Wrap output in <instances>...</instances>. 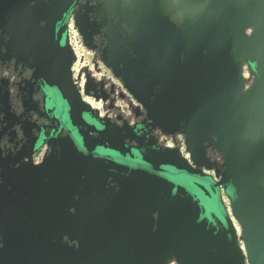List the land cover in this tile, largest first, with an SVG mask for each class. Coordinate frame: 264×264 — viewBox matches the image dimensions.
I'll return each mask as SVG.
<instances>
[{
	"label": "water",
	"instance_id": "1",
	"mask_svg": "<svg viewBox=\"0 0 264 264\" xmlns=\"http://www.w3.org/2000/svg\"><path fill=\"white\" fill-rule=\"evenodd\" d=\"M230 1L234 6L223 3L224 11L210 25L209 42L200 40L208 51L198 60L200 74L191 64L186 77L181 67L178 73L176 88L187 107L183 133L191 162L179 148L155 149L149 155L144 147L127 142L126 138H134L132 128L123 133V127L83 105L69 69L62 75L63 86L53 83V93L61 101L57 114L77 151L93 162L92 167L85 164L86 175L96 166L102 171L104 163L108 174L111 169L123 173L117 186L107 184L105 176L96 180L90 176V185H84L87 194L80 228L76 222L68 223L66 215L58 216L63 227L58 232L78 241L83 254H58L56 242L43 251L35 248L31 259L21 253L19 260L25 264H165L170 258L177 264H264V0ZM23 2L0 0V6L22 7ZM242 60L255 74L251 84H245ZM102 88L101 81L87 76L85 92L105 100ZM147 94L140 100L151 109ZM159 118L164 131L174 130L176 119ZM204 134L217 137L213 146H220L224 154L221 165L202 151ZM126 167L138 170L127 173ZM204 168L214 170L219 180ZM145 175L150 178L145 180ZM220 185L229 197L230 215L219 199ZM50 190H65L69 199L76 184L53 174L46 193ZM219 206L224 217H219ZM231 216L241 224L238 235ZM241 244L247 245L246 260L239 253Z\"/></svg>",
	"mask_w": 264,
	"mask_h": 264
},
{
	"label": "rangeland",
	"instance_id": "2",
	"mask_svg": "<svg viewBox=\"0 0 264 264\" xmlns=\"http://www.w3.org/2000/svg\"><path fill=\"white\" fill-rule=\"evenodd\" d=\"M216 6L214 0H78L62 25L64 73L70 70L78 92L81 87L84 90L87 76L102 82L108 95L99 109H89L123 127V133L132 122L135 135L132 141L126 138L127 142L144 147L149 155L155 149L179 148L185 143L183 110H187L176 88L179 69L186 77L191 64L200 74L198 60L208 53L200 40L209 42L210 25L219 18L213 19L211 12ZM13 53L0 26V264H7L8 253L16 248L20 255L34 256L24 236L27 231L22 226L18 230L12 212L3 210L13 208L17 192L23 197L29 185L40 187L44 174H56L66 183H71L70 177L83 176L84 185H90V176L92 180L98 177L93 176L97 166L86 175L85 164L92 167L93 162L76 154L68 133L56 127L53 105L44 103L41 92H35L31 69ZM241 62L245 84H251L255 74L247 61ZM81 80L82 86L78 84ZM145 93L151 109L140 100ZM159 116L164 121L176 119L172 132L162 129ZM204 138L202 151L221 165L224 154L220 146H213L217 137L204 134ZM104 165L98 175L112 185ZM32 169L36 174L29 173ZM29 175H35L32 182ZM218 213L224 217L220 206ZM46 257L51 261L50 254ZM167 261L165 264H177L174 259Z\"/></svg>",
	"mask_w": 264,
	"mask_h": 264
},
{
	"label": "flooded vegetation",
	"instance_id": "3",
	"mask_svg": "<svg viewBox=\"0 0 264 264\" xmlns=\"http://www.w3.org/2000/svg\"><path fill=\"white\" fill-rule=\"evenodd\" d=\"M23 1L22 7H8L5 4L0 6V11L2 12L0 16L1 29L8 35L14 52L13 56L20 60H25L27 67L31 69L36 86L35 92H41L44 103L50 102L53 105V111L56 113V127L68 133L64 121L57 114L56 105H60L61 101L53 93L55 91L53 83H58L62 86L65 83L62 77L66 61L62 54V42L65 37L62 25L68 12L77 4L78 0ZM27 7L30 9H27ZM32 7H35L37 11H34ZM45 12H48V14ZM242 67L245 68L243 65ZM38 76H41L44 81H40ZM146 134L147 130L141 133V137L146 136ZM68 135L70 136L69 133ZM27 152L31 153V151ZM76 154H80L84 158V154L81 151H76ZM126 168L129 169L127 173H130V170H138ZM34 171L32 169L29 173L36 174ZM100 171V169H96V177H101L98 175ZM122 173L116 170V172L108 174L107 178L112 185L117 186L116 183L120 180L119 176ZM141 175H143L142 172ZM34 177L35 175H29L28 178L32 182ZM69 180L76 184V192L69 199L66 197L65 190H61V192L56 190L52 192L50 190L46 193L49 176L44 174L41 176L40 187L36 188L29 185L23 197H20L17 192L14 195V202H12L13 208L3 209L4 211H9V213L12 212L13 221L18 230L22 226L23 230L27 231L24 236L33 250L43 251L57 242L58 250L56 252L58 254L72 255L75 251L83 254L78 241L71 240L63 231L58 232V229L63 228L62 224L58 223L59 215H66V221L74 224L76 222L78 228H80L84 220L83 209L86 203L84 200V177L76 178L73 176ZM68 205L69 207L65 209L64 206ZM16 250L17 248L12 249V251L10 250L12 254L8 253V257L5 260L7 264H22L23 261L19 260L20 253L18 254ZM19 250L21 249L19 248Z\"/></svg>",
	"mask_w": 264,
	"mask_h": 264
},
{
	"label": "bare ground",
	"instance_id": "4",
	"mask_svg": "<svg viewBox=\"0 0 264 264\" xmlns=\"http://www.w3.org/2000/svg\"><path fill=\"white\" fill-rule=\"evenodd\" d=\"M78 84H80V86H82L81 85L82 84V80L79 81ZM85 85H86V83H85ZM83 91L85 92V90H83L82 87H81L79 92H80V97H81V101H82L83 105H85L88 108L99 109L101 107L100 106V102H102L103 99H101V98L100 99H96L92 94L87 93V92H85L83 94ZM182 157L185 159L184 155ZM231 223H232V226H233L234 233L236 235H238L241 232V224H240V222L235 217L231 216ZM238 249H239V253H240V256L242 257V259L246 260L247 257H248L247 245L246 244H241V245L238 246Z\"/></svg>",
	"mask_w": 264,
	"mask_h": 264
},
{
	"label": "built area",
	"instance_id": "5",
	"mask_svg": "<svg viewBox=\"0 0 264 264\" xmlns=\"http://www.w3.org/2000/svg\"><path fill=\"white\" fill-rule=\"evenodd\" d=\"M69 32H71L70 29H68V32H67V35H68V36H69ZM104 91H105V90H104ZM107 95H108V94L106 93V97H107ZM129 123H130V124H128V125L131 127L132 122H129ZM133 137H134V136H133ZM132 139H133V138H132ZM184 144H185V143H182V144H181V146L179 147V150H180L182 156L184 155L185 158H187L188 162H191V161H190V153L186 150ZM203 171H204L205 173H207L208 175H210L215 181H218V180H219V178H217V177L215 176V172H214V170L204 168ZM112 172H116V170H115V169H111L110 173L112 174ZM121 178H122V177L119 176V179H121ZM218 192H219V199H220V201H221V203H222V206H223L224 210L230 215V214H231L230 200H229L228 195H227L226 192L224 191V188H223L222 185L219 186V188H218ZM85 194H87V193H85Z\"/></svg>",
	"mask_w": 264,
	"mask_h": 264
},
{
	"label": "crops",
	"instance_id": "6",
	"mask_svg": "<svg viewBox=\"0 0 264 264\" xmlns=\"http://www.w3.org/2000/svg\"><path fill=\"white\" fill-rule=\"evenodd\" d=\"M216 2H217V6H216V10H213V8L211 9V12H212V15H213V19H215L216 17H219V14H220V12L221 11H224V9H223V3L225 4V5H228V6H234V5H231V1L230 0H216ZM209 4L210 3H206V7L207 6H209ZM146 81H147V78H146ZM150 178V176H148V175H145L144 176V179L145 180H147V179H149Z\"/></svg>",
	"mask_w": 264,
	"mask_h": 264
}]
</instances>
